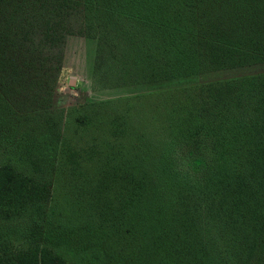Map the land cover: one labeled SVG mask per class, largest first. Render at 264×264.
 <instances>
[{
	"label": "trees",
	"instance_id": "obj_1",
	"mask_svg": "<svg viewBox=\"0 0 264 264\" xmlns=\"http://www.w3.org/2000/svg\"><path fill=\"white\" fill-rule=\"evenodd\" d=\"M75 30L121 68L163 84L157 102L134 97L154 111L137 110L144 129L129 146L116 143L113 176L130 200L117 215L130 213L133 253L143 264H264V70L233 72L264 63V0H0V89L44 63L59 69L60 44ZM132 99L92 101L94 113L77 121H102ZM72 150L66 134L64 154ZM41 190L0 163V218L21 214ZM0 264L67 262L36 238Z\"/></svg>",
	"mask_w": 264,
	"mask_h": 264
},
{
	"label": "rangeland",
	"instance_id": "obj_2",
	"mask_svg": "<svg viewBox=\"0 0 264 264\" xmlns=\"http://www.w3.org/2000/svg\"><path fill=\"white\" fill-rule=\"evenodd\" d=\"M60 45L59 69L44 63L15 74L17 84L7 86L6 92L0 89V163H11L43 191L21 214L0 218V257L33 245L37 238L67 264H143L146 260L137 255L139 248L132 251L136 242L127 230L130 213L117 215L118 207L130 200L126 190L120 195L122 180L113 176L116 161L122 160L121 145L116 143L129 146L144 129L137 110L154 111L148 97L140 101L134 97L152 93L157 102L163 84L159 78L145 81L141 72L121 68L109 51L100 55L96 39L77 30ZM263 70L264 63H257L233 72ZM124 96L133 97L135 109L114 108L103 112L102 121H77L82 114L94 113L96 107L88 103ZM143 100L144 106H139ZM120 111L126 118L118 116ZM130 112L133 125H121L127 130L115 134L119 122L131 120ZM66 134L73 154H64ZM135 169L142 174L141 166ZM103 171H111L107 181L101 179Z\"/></svg>",
	"mask_w": 264,
	"mask_h": 264
}]
</instances>
